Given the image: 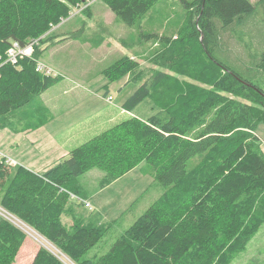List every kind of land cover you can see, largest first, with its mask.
Segmentation results:
<instances>
[{"label":"trees","instance_id":"trees-1","mask_svg":"<svg viewBox=\"0 0 264 264\" xmlns=\"http://www.w3.org/2000/svg\"><path fill=\"white\" fill-rule=\"evenodd\" d=\"M83 1L0 0V55L13 42L34 43L30 56L0 65L1 120L61 79L36 70L38 50L55 39L52 25ZM103 1L129 26L158 2ZM181 1L188 9L181 35L156 36L165 48L155 62L168 71L146 73L130 56L103 70L108 82L130 77L136 87L121 107L140 105L143 116L111 125L43 173L13 171L0 156V206L49 243L30 264H227L264 222V151L256 133L264 124V0ZM227 32L244 60L225 47ZM141 162L165 189L107 250L90 253L109 225L96 212H73L80 203L71 194L83 197L78 176L96 167L105 185ZM26 236L0 214V264L14 263Z\"/></svg>","mask_w":264,"mask_h":264},{"label":"rangeland","instance_id":"rangeland-1","mask_svg":"<svg viewBox=\"0 0 264 264\" xmlns=\"http://www.w3.org/2000/svg\"><path fill=\"white\" fill-rule=\"evenodd\" d=\"M73 11L75 13L70 14L52 32L55 39L40 45L37 55V61L50 68V74L61 75V79L47 88L43 94L34 97L28 104L13 110V113H8L7 118L0 119V124H5L8 119L16 126L13 129L19 128L40 102L50 99L49 96L54 94H62L63 90L73 94L93 92L96 98L111 97L108 101L113 106L106 102L104 107L120 108L136 85L130 82L131 79L127 75L108 82L103 70L120 57L130 56L140 63L146 73L151 67L168 71L155 62L158 53L165 48L163 42L156 36L175 38L181 35L188 21V9L181 0H158L132 26L118 18L103 0H93L86 10L73 9ZM146 35L152 36L146 37ZM222 40L233 59L244 60L246 56L243 52L244 48L234 35L227 32ZM196 62V59H191L189 65L193 66ZM205 72L207 73V68L202 71ZM174 75L179 79H188L180 74ZM91 100L95 102L94 97ZM82 113L76 115L75 122L78 123L82 118ZM133 114L143 116L140 105L132 112L129 111L128 116ZM13 129L10 125L0 126V155L10 160L13 171L22 164L32 166L34 169H45L55 163H48L50 159L61 157L60 147L65 143L55 141L54 145L43 131L25 133ZM93 132L98 133L97 128ZM256 133L264 151L263 123L258 124ZM89 136L90 134L85 137ZM84 139L82 142L85 141ZM196 160L194 159L192 163ZM103 175V170L94 167L79 175L77 182L79 193L84 198L89 197L92 207L101 211L106 223L112 224L108 227L107 238L104 239L106 243H103L102 249L105 251L115 238L163 192L165 186L155 180L151 166L145 162H141L136 169L105 185H102ZM72 199L77 201L74 197ZM78 209L80 212L87 210L81 204ZM29 241L33 242L34 247H38L42 242L48 243L31 229L30 232L27 231L26 243ZM100 246L101 244L97 243L95 247L100 248ZM29 263L30 258L21 253L13 264ZM227 264H264V222L246 242L245 247L235 253Z\"/></svg>","mask_w":264,"mask_h":264},{"label":"crops","instance_id":"crops-1","mask_svg":"<svg viewBox=\"0 0 264 264\" xmlns=\"http://www.w3.org/2000/svg\"><path fill=\"white\" fill-rule=\"evenodd\" d=\"M92 96H93V92L92 93L80 92L77 94L76 93L73 94L68 90H63L62 94H56V95L54 94L53 96H49L50 99L40 102L36 110L33 113L29 114L28 119L25 120L24 124H22L19 128L13 129L16 128V126L11 122H9L8 119L6 120V123L4 125H0L5 127L7 125H10L13 130L22 131L25 133L33 132V131L40 133L41 131H43L47 134L50 141L54 142V145H55V141H59L60 143H65L63 146L60 147L62 148L61 157L58 156L59 157L58 158L56 156L53 159H50L48 163L51 162H55V163L48 166L47 168L34 169V167L32 166L22 164L23 167H26L38 173H43L45 170L55 165L60 160L66 158L69 155V152L82 142L83 138H85L84 140L86 141L89 138L100 133L104 129L110 127L111 125L130 117L128 116L129 112L123 109L122 107L117 108L114 106L113 108H109V109L107 108V106L104 107L106 102L109 103V101L107 100V96L104 97L98 96V98H96V96H93L95 98V102H92L91 100L93 99ZM80 113H82V118L77 123L75 122V117L76 115H80ZM35 115H37L38 117H35ZM95 128H97L98 133L93 132ZM89 134H90L89 137H85L88 136ZM27 135L33 137L32 135L29 134ZM52 152H54V150H52ZM136 167H134L133 169H136ZM133 169H131L130 171H132ZM130 171H128L127 173H129ZM124 175H126V173ZM85 198L88 200L89 197H85ZM78 206H76L75 207L76 210L74 209L73 211L75 212L76 215L82 217H88L96 212L97 214L95 219L98 218L99 222L104 221L103 214L95 207H93V209L91 210L85 207L87 210L84 212H80ZM63 219L66 220V216H64ZM108 225L110 227L112 224L108 223ZM105 238H107V235L104 236L100 242H98L101 244L100 248H96L95 245L90 250V253L99 254L101 252H104L102 247H103V243L104 244L106 243L104 240ZM42 244L45 243L42 242ZM38 247H34V244L31 241H29V243H26V238H25L23 244L21 245L18 251L16 258L22 253L24 256L30 258V263H31Z\"/></svg>","mask_w":264,"mask_h":264},{"label":"built area","instance_id":"built-area-1","mask_svg":"<svg viewBox=\"0 0 264 264\" xmlns=\"http://www.w3.org/2000/svg\"><path fill=\"white\" fill-rule=\"evenodd\" d=\"M93 0H85L83 1L81 4L76 5L74 7H72L73 9H77V11L79 9H85L87 6H89L92 3ZM70 9L69 11V15L75 13L73 11V9ZM68 17V16H67ZM66 18H62L60 20V22H58L57 24H53L51 29H55L57 26H59L62 22H64ZM34 49V43H29L26 46H20L17 42H13V44L7 49V51L5 52V57H2L0 55V65L5 63V62H11V63H17L18 59H20L22 56H30L33 52ZM50 68L45 67V65L43 63H40L37 61L36 63V70L44 72L46 74H50L49 71ZM107 100H111V97H107ZM1 157H4L2 155H0ZM5 161L10 163L9 159H6ZM72 197L76 198L77 201L82 204L84 207H86L87 209L91 210L93 209L91 203L89 200H87L84 197L81 196H77L74 194H71ZM0 214L4 215L5 217H7L8 219H10L12 222H14L16 225H18L20 228H22L23 230H25L26 232H30V229L33 230L32 228H30L27 224H25L22 220H20L19 218H17L15 215H13L12 213L8 212L7 210H5L4 208H2L0 206ZM30 228V229H28ZM34 231V230H33Z\"/></svg>","mask_w":264,"mask_h":264}]
</instances>
